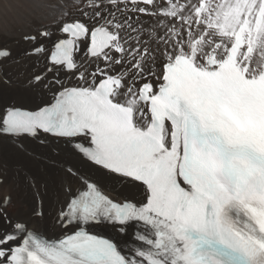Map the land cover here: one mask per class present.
<instances>
[{
    "label": "snow or ice",
    "instance_id": "snow-or-ice-1",
    "mask_svg": "<svg viewBox=\"0 0 264 264\" xmlns=\"http://www.w3.org/2000/svg\"><path fill=\"white\" fill-rule=\"evenodd\" d=\"M21 39L50 97L0 137L54 138L59 176L47 211L27 173L0 196V264H264V0H60Z\"/></svg>",
    "mask_w": 264,
    "mask_h": 264
},
{
    "label": "bare ground",
    "instance_id": "bare-ground-1",
    "mask_svg": "<svg viewBox=\"0 0 264 264\" xmlns=\"http://www.w3.org/2000/svg\"><path fill=\"white\" fill-rule=\"evenodd\" d=\"M60 0H48V3L35 7L27 0H0V44L11 43L26 31H31L35 27L48 23L53 15L59 10ZM28 44H20L15 49V55L24 53ZM40 64L41 60L38 61ZM4 62L3 70L10 75L16 76L23 66L8 65ZM35 64H33L34 66ZM26 69V68H25ZM25 82L13 84L11 88L0 91V108L8 105L16 97L21 96L23 104L35 107L42 99L48 98V92L43 88L29 89L24 87ZM24 150L18 151L7 139L0 138V177H4V182L0 186V196L12 195L17 202V210L24 211V203H31V190L20 183L17 172L21 175L30 173L38 181L41 190L47 186L45 196L46 211L52 207L51 194L53 185L59 176V170L51 164L43 161L45 156L49 160L58 159L54 150L49 147H41L32 141H23ZM57 143H53L55 146ZM87 170V169H85ZM6 173V174H5ZM117 191L123 196L135 198L138 190L131 186L117 187Z\"/></svg>",
    "mask_w": 264,
    "mask_h": 264
}]
</instances>
